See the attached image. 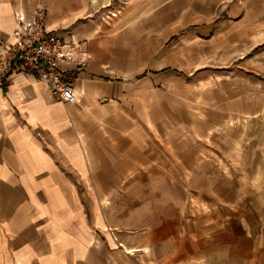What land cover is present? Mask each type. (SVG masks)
<instances>
[{
	"label": "crops",
	"instance_id": "1",
	"mask_svg": "<svg viewBox=\"0 0 264 264\" xmlns=\"http://www.w3.org/2000/svg\"><path fill=\"white\" fill-rule=\"evenodd\" d=\"M96 3L0 0L88 57L0 72V264H264V0Z\"/></svg>",
	"mask_w": 264,
	"mask_h": 264
},
{
	"label": "built area",
	"instance_id": "2",
	"mask_svg": "<svg viewBox=\"0 0 264 264\" xmlns=\"http://www.w3.org/2000/svg\"><path fill=\"white\" fill-rule=\"evenodd\" d=\"M45 10L36 6L30 14L15 9L12 42L0 49V72L35 74L39 81L48 84L51 93L62 103H72L75 96L70 87L72 77L60 68L61 63L75 65L83 70L88 57L82 42L74 38L63 40L46 31ZM112 16V14H111ZM114 241L115 230L107 228Z\"/></svg>",
	"mask_w": 264,
	"mask_h": 264
},
{
	"label": "rangeland",
	"instance_id": "3",
	"mask_svg": "<svg viewBox=\"0 0 264 264\" xmlns=\"http://www.w3.org/2000/svg\"><path fill=\"white\" fill-rule=\"evenodd\" d=\"M89 3H90V5L92 4L91 1H89ZM98 3H99L100 6H102V8L98 12H95V11L92 10L91 11L92 16L93 17L103 18V19H108L111 16V12L108 11V0H97L96 5H98ZM137 33H138L136 35L137 38H143V36L144 37L146 36L144 33H142L140 31V28H138V32ZM151 37H153V35H148V38H151ZM172 38H175V37H172ZM251 51H252V49L250 50V52ZM237 53H239V52H237ZM237 53H236V55H237ZM53 155L56 156L54 152H53ZM64 174L68 178L69 181H71L74 185H77V177H76L75 173H73L71 171L64 170ZM110 205H116L118 207H123V206H125V202L122 200V201H117L116 203H113V204H110ZM114 219L117 220V222H119L122 219V216H119V214H117V216L114 217Z\"/></svg>",
	"mask_w": 264,
	"mask_h": 264
}]
</instances>
